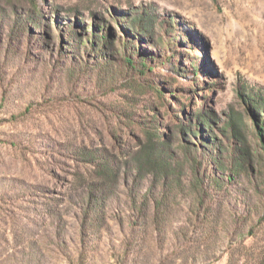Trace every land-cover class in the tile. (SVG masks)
I'll use <instances>...</instances> for the list:
<instances>
[{
  "label": "rangeland",
  "instance_id": "1",
  "mask_svg": "<svg viewBox=\"0 0 264 264\" xmlns=\"http://www.w3.org/2000/svg\"><path fill=\"white\" fill-rule=\"evenodd\" d=\"M0 264H264V0H0Z\"/></svg>",
  "mask_w": 264,
  "mask_h": 264
}]
</instances>
